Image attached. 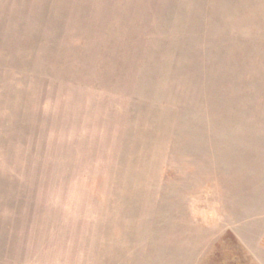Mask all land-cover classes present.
Returning <instances> with one entry per match:
<instances>
[{"label":"rangeland","instance_id":"rangeland-1","mask_svg":"<svg viewBox=\"0 0 264 264\" xmlns=\"http://www.w3.org/2000/svg\"><path fill=\"white\" fill-rule=\"evenodd\" d=\"M0 264H264V0H0Z\"/></svg>","mask_w":264,"mask_h":264}]
</instances>
